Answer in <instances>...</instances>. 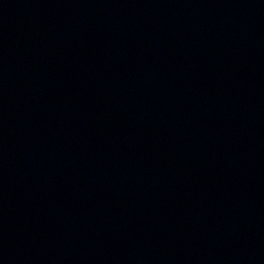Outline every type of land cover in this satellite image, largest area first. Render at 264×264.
I'll use <instances>...</instances> for the list:
<instances>
[{
  "label": "water",
  "instance_id": "water-1",
  "mask_svg": "<svg viewBox=\"0 0 264 264\" xmlns=\"http://www.w3.org/2000/svg\"><path fill=\"white\" fill-rule=\"evenodd\" d=\"M0 264H264V0H0Z\"/></svg>",
  "mask_w": 264,
  "mask_h": 264
}]
</instances>
